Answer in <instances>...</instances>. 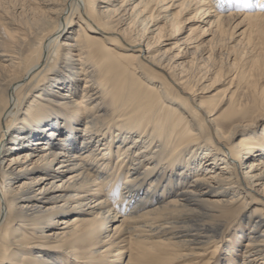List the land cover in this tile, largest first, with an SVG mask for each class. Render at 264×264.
Listing matches in <instances>:
<instances>
[{
    "label": "bare ground",
    "instance_id": "bare-ground-1",
    "mask_svg": "<svg viewBox=\"0 0 264 264\" xmlns=\"http://www.w3.org/2000/svg\"><path fill=\"white\" fill-rule=\"evenodd\" d=\"M261 5L0 0V264H210L254 205L264 264V90L208 96Z\"/></svg>",
    "mask_w": 264,
    "mask_h": 264
},
{
    "label": "rangeland",
    "instance_id": "rangeland-1",
    "mask_svg": "<svg viewBox=\"0 0 264 264\" xmlns=\"http://www.w3.org/2000/svg\"><path fill=\"white\" fill-rule=\"evenodd\" d=\"M75 27L77 28L76 25ZM262 31H264V28L261 30L254 27L253 32L252 33L248 32L242 44L236 48V53L235 52L234 54L231 53L233 56H230L231 51L228 49H226L222 54L220 53L221 55L218 56L219 59L217 58V63L220 62L221 64L218 65H223L222 75H223V80H225V82H222L218 86H214L215 88L213 89L212 92H210V94H208V96H213V101L219 102L224 97V94L226 93V91H228L230 87L228 83L230 81V78L231 77L235 78L233 82V86L229 90L230 93H228L227 95L226 98L227 100L224 99V102L221 105L220 113H228L234 102L239 103L240 101H243L245 97H247L248 91L253 92L255 90L257 92L258 91L261 92L262 90H264L263 65L259 63L261 62L262 59H264V32ZM188 33L189 31H187L183 36H186ZM196 34L197 33H195L194 36ZM208 38L211 37L209 36ZM239 40L240 39H238L237 41ZM259 59L261 60L259 61ZM250 78L253 79L250 80ZM253 81L259 82L257 89H255L254 87H250V85L254 83ZM83 85H84V81L83 82L81 81V86ZM253 95L255 96L256 94L253 93ZM250 100H251L249 101L250 106L249 105L247 106V110H246L247 114L245 115L246 119L248 120L252 119L253 115L257 111L256 109L258 108L257 105L253 102V100L252 99ZM257 133L258 135H256ZM263 133H264V121H262V123H260L258 126L253 128V130L251 131V136L252 135H253L252 137L258 136L259 138ZM262 137L263 136H261V138ZM238 139H240V137ZM258 159L259 156L255 158V160ZM257 208H259V206L254 205L253 207H251L249 211L244 213L242 219L239 218L238 220L231 221L225 226L221 234V237L218 239L219 244L217 251H215V254L212 255V253L215 250V246H212L209 248L208 255L205 257V259L207 260L209 258L210 260L212 259L210 264H232L233 262H236L237 264H242L243 256H244L243 251L245 247L244 245L249 241L252 230V227L247 225L244 221L246 217H248L251 214V212ZM74 215L76 214H72L71 217ZM121 216L122 215H120V217ZM34 257L35 256H32L30 262L32 263L35 262ZM65 264H71V263L66 262ZM175 264H191V261L190 260L186 262L180 261Z\"/></svg>",
    "mask_w": 264,
    "mask_h": 264
},
{
    "label": "snow or ice",
    "instance_id": "snow-or-ice-1",
    "mask_svg": "<svg viewBox=\"0 0 264 264\" xmlns=\"http://www.w3.org/2000/svg\"><path fill=\"white\" fill-rule=\"evenodd\" d=\"M261 7L264 8V5H261ZM118 194H119L118 192L117 193H114V195H118Z\"/></svg>",
    "mask_w": 264,
    "mask_h": 264
}]
</instances>
